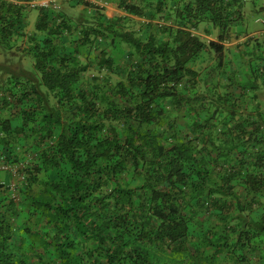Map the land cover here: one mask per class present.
<instances>
[{
    "label": "trees",
    "instance_id": "trees-1",
    "mask_svg": "<svg viewBox=\"0 0 264 264\" xmlns=\"http://www.w3.org/2000/svg\"><path fill=\"white\" fill-rule=\"evenodd\" d=\"M100 1L0 2V264H264V0Z\"/></svg>",
    "mask_w": 264,
    "mask_h": 264
},
{
    "label": "rangeland",
    "instance_id": "rangeland-1",
    "mask_svg": "<svg viewBox=\"0 0 264 264\" xmlns=\"http://www.w3.org/2000/svg\"><path fill=\"white\" fill-rule=\"evenodd\" d=\"M72 1H74V0H72ZM84 1H86V0H84ZM68 1L67 2H64L63 4L65 5V7H66V9H63V11L64 12H67V13H69V16H71V17H74V18H79L80 17V15H86L89 11H88V9L89 8H86L84 5H75V6H69L68 4ZM103 4H109V5H107V7H105V8H101L100 6H99V8L100 9H103V11H104V13L106 14V15H108V17L109 18H113V17H117V16H123V15H125L122 11H120L114 4H112V3H106L105 1L104 2H102V3H99L98 5H103ZM249 4V3H248ZM247 4V13H249L250 11H251V9H250V5H248ZM88 11V12H87ZM34 13V12H33ZM92 13V12H91ZM255 16L256 15H252V17L251 16H248L247 18H246V25H247V31L249 32V34L248 33H246V34H248V36L247 37H251V36H249V35H252V33H253V31L254 30H263L264 29V26H263V24L261 23V22H254L253 20L255 19ZM262 17V16H261ZM262 18H264V17H262ZM254 25V24H256L257 26H256V28H254V29H250V28H248L250 25ZM143 26H144V24H143V20H141L140 18H136V17H132V22H131V24H130V27L128 28L129 30H134V31H137L138 32V30L140 29V28H143ZM200 32H203L202 30H199ZM203 38H204V40H211V39H213L212 37H205L204 36V34H203ZM241 39H243V38H241ZM236 42H237V40H234L231 44H229L230 45V47L232 46V45H234V44H236ZM253 42H255V41H253ZM253 44V43H252ZM232 55V54H231ZM235 58V57H234ZM248 59L246 58V60L245 61H247ZM19 60L18 59H13L12 57H10V56H7V57H5V56H2V54H1V56H0V62H2V63H4V62H6V63H14V64H17V62H18ZM23 64L27 67V66H30L31 64L29 63V60L26 58V59H23ZM207 65H208V63H207ZM252 90H253V88H252V86H246L245 87V91H246V93L247 94H250V96H252ZM259 94H258V96L260 97V103H261V110H262V112H263V116H264V86L263 85H260L259 84Z\"/></svg>",
    "mask_w": 264,
    "mask_h": 264
},
{
    "label": "crops",
    "instance_id": "crops-1",
    "mask_svg": "<svg viewBox=\"0 0 264 264\" xmlns=\"http://www.w3.org/2000/svg\"><path fill=\"white\" fill-rule=\"evenodd\" d=\"M66 1H69V0H56V3L58 4V6H59V9H65L66 7H65V5L63 4L64 2H66ZM5 4H7V5H11V4H9V3H6V2H4ZM34 12V13H33ZM257 12L256 11H253L252 13H251V17H252V15H256L255 16V20H253L254 22H257L258 21V18H260V15L258 16V13L256 14ZM37 16H38V12L37 11H30V13H29V15H28V17H29V27H28V29H27V31L28 32H30V31H32L33 30V27H34V24H35V21H36V18H37ZM258 23V22H257ZM256 24H254V25H250L248 28H250V29H254V28H256ZM264 31V30H263ZM263 32L262 31H260V30H254L253 31V35H255V36H259V35H261Z\"/></svg>",
    "mask_w": 264,
    "mask_h": 264
},
{
    "label": "clouds",
    "instance_id": "clouds-1",
    "mask_svg": "<svg viewBox=\"0 0 264 264\" xmlns=\"http://www.w3.org/2000/svg\"><path fill=\"white\" fill-rule=\"evenodd\" d=\"M16 2L14 3V2H9L8 0H5V1H1L0 0V2H2V3H4V2H6V3H9V4H11V5H14V6H21V5H24V6H26V3H27V1H20V0H15ZM31 1H33V0H31ZM86 1H88V2H91V3H93V4H95V5H97L98 7L100 6L101 8H105V7H107V5H109V4H103V5H98L99 3H102L103 1H100V0H86ZM28 2H30V1H28ZM67 2V1H66ZM116 6V5H115ZM59 8V6H58V4L56 3V0H54V3L52 4V6L51 7H49V8ZM117 7V6H116ZM46 9H48V8H46ZM30 10H33V11H37L36 9H30ZM108 16V15H107ZM263 20H264V18H262V17H260V18H258V21L257 22H261L262 24H263ZM264 30V29H263ZM263 30H261L263 33L261 34V35H259V36H255V35H253V33H252V35H249V36H251V37H247V38H250V39H255L256 37H259V39H263V36L262 35H264V31ZM245 40V38L244 39H241V41H244ZM0 56H1V54H0ZM2 63V62H1Z\"/></svg>",
    "mask_w": 264,
    "mask_h": 264
},
{
    "label": "built area",
    "instance_id": "built-area-1",
    "mask_svg": "<svg viewBox=\"0 0 264 264\" xmlns=\"http://www.w3.org/2000/svg\"><path fill=\"white\" fill-rule=\"evenodd\" d=\"M1 1H5V0H1ZM9 2H16L15 0H8ZM54 3V0H33L30 2L26 3V6L29 7L30 9H37V8H49L52 6V4Z\"/></svg>",
    "mask_w": 264,
    "mask_h": 264
}]
</instances>
